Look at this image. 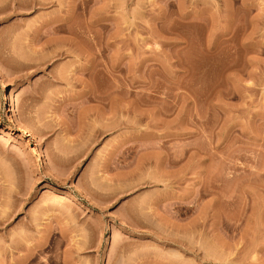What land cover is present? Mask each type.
<instances>
[{
	"label": "rangeland",
	"instance_id": "1",
	"mask_svg": "<svg viewBox=\"0 0 264 264\" xmlns=\"http://www.w3.org/2000/svg\"><path fill=\"white\" fill-rule=\"evenodd\" d=\"M0 7V264H264V0Z\"/></svg>",
	"mask_w": 264,
	"mask_h": 264
},
{
	"label": "bare ground",
	"instance_id": "2",
	"mask_svg": "<svg viewBox=\"0 0 264 264\" xmlns=\"http://www.w3.org/2000/svg\"><path fill=\"white\" fill-rule=\"evenodd\" d=\"M35 4H36V3H35ZM32 5H33V4H32ZM2 7H3V6H2ZM0 8H1V7H0ZM1 9H3V8H1ZM59 52H60V51H59ZM58 54H59V53H58ZM60 55H61V53H60ZM21 63H23V62L21 61ZM26 64H27V63H26ZM28 64H29V63H28ZM24 65H25V64H24ZM28 66H29V65H28ZM54 75H55V74H54ZM61 76H62V74H61L60 76H58V75L55 76V78H56V79H61ZM63 77H64V76H63ZM91 85H92V84H91ZM92 89H93V88H92ZM85 92H86V95H87L86 98H89L88 100H90V97L93 96V95H91V90L88 89V90H85ZM93 92H94V91H93ZM93 92H92V93H93ZM96 93H98V92H96ZM83 94H85V93H83ZM93 94H94V93H93ZM99 94H100V93H99ZM86 95H85V96H86ZM94 95H95V94H94ZM83 96H84V95H83ZM96 96H97V95H96ZM93 97H94V96H93ZM91 98H92V97H91ZM95 98H99V97L97 96V97H95ZM99 99H100V98H99ZM99 99H98V100H99ZM102 99H103V97H102ZM100 100H101V99H100ZM85 110H86V109H85ZM88 110L90 111L91 109L88 108ZM88 110H87V111H88ZM114 110H115V109H114ZM97 112H98V111H97ZM99 112H100V111H99ZM89 114H91V113H89ZM115 114H117V113H115ZM86 115H87V113H86ZM84 116H85V115H84ZM90 116H92V115H90ZM117 116H118V115H117ZM86 117H87V116H86ZM90 118H91V117H90ZM116 119H117V117H116Z\"/></svg>",
	"mask_w": 264,
	"mask_h": 264
}]
</instances>
